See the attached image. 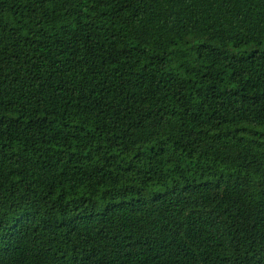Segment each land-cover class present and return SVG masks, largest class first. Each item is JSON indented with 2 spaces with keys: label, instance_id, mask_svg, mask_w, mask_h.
I'll use <instances>...</instances> for the list:
<instances>
[{
  "label": "trees",
  "instance_id": "obj_1",
  "mask_svg": "<svg viewBox=\"0 0 264 264\" xmlns=\"http://www.w3.org/2000/svg\"><path fill=\"white\" fill-rule=\"evenodd\" d=\"M0 264H264V0H0Z\"/></svg>",
  "mask_w": 264,
  "mask_h": 264
}]
</instances>
